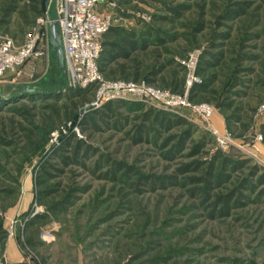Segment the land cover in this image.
<instances>
[{
    "label": "rangeland",
    "instance_id": "374dc122",
    "mask_svg": "<svg viewBox=\"0 0 264 264\" xmlns=\"http://www.w3.org/2000/svg\"><path fill=\"white\" fill-rule=\"evenodd\" d=\"M40 1L34 10L31 0H0V38L22 43L45 6L54 18L52 1ZM116 2L112 29L101 38L103 79L143 84L167 99L159 107L116 99L109 110L108 102L94 106L96 86L70 97L52 50L1 82L0 243L13 221L27 264H264V195L229 216H212L203 185L191 184L200 173H179L216 150L264 167V0ZM171 73L184 76L179 92L164 85ZM195 82L213 93L191 100ZM27 89L37 93L18 94ZM179 96L188 104L166 105ZM202 104L212 109L207 119ZM150 107L195 125L194 140L203 131L213 142L189 157L188 140L169 159L162 154L176 142L162 150L159 144L179 128L136 143ZM237 117L248 127L240 137L226 127L228 120L236 127ZM212 130L229 135L225 149Z\"/></svg>",
    "mask_w": 264,
    "mask_h": 264
},
{
    "label": "built area",
    "instance_id": "2783aa9c",
    "mask_svg": "<svg viewBox=\"0 0 264 264\" xmlns=\"http://www.w3.org/2000/svg\"><path fill=\"white\" fill-rule=\"evenodd\" d=\"M53 3L54 18H49V7L45 15L36 19L35 25L24 41L17 44L10 37L0 38V83L18 75L22 67L31 58L46 57L50 50L49 28L53 20L57 29L63 52V65L68 86L86 89L97 87L94 106L99 107L108 101L122 98H134L148 101L153 107H159L168 93L143 84L122 81H105L98 66L101 53V38L108 31L113 19L112 11L116 0H50ZM182 104L187 101L182 97L167 100L166 105ZM199 110L204 118L212 113L210 106L202 104ZM218 146L225 149L230 143L229 135H220L212 130ZM260 138V137H259ZM13 221L7 230L8 238L13 236ZM0 264H24L23 261L11 263L3 254Z\"/></svg>",
    "mask_w": 264,
    "mask_h": 264
},
{
    "label": "trees",
    "instance_id": "16d2710c",
    "mask_svg": "<svg viewBox=\"0 0 264 264\" xmlns=\"http://www.w3.org/2000/svg\"><path fill=\"white\" fill-rule=\"evenodd\" d=\"M32 8L37 10L41 3L40 0H31ZM43 2H47L44 0ZM46 10V6L44 11ZM199 26L198 28H201ZM112 29L109 27L108 31ZM107 31V32H108ZM148 35V34H147ZM165 40H158L156 43L161 44ZM139 40H131L128 42L129 50L132 51L138 47ZM56 53V51H54ZM219 52L217 56H214L215 61L208 63L207 65L216 66L218 61L221 60ZM121 57L127 58L128 54L119 52ZM57 58V53H56ZM117 57H115L116 59ZM58 60V58H57ZM59 64V62H58ZM59 68H62L59 65ZM123 68V66H121ZM101 71V70H100ZM66 74V73H65ZM176 73H171V80L165 82L164 85L171 88L172 91L179 92L184 84V76H176ZM191 100L194 95L198 93H213L208 86L202 82H195L191 86ZM68 96H78L85 89L72 88L68 86ZM28 93L34 94L33 90H25L18 94L26 95ZM2 94H0L1 97ZM51 110L54 108L49 105ZM107 109H111V102L105 104ZM142 124L138 127L137 136L135 138L136 143L147 141V136L151 133L154 134L156 139L160 133H169L171 130L179 128L177 134H168L162 138L159 149H165L171 145L174 141L176 142L172 149L162 155L168 159L169 155L180 152L185 143L191 140L190 154L189 157H194L203 154V150L208 143L213 142V138L209 136L207 132H201L197 140L192 137L194 134L200 132L199 129L188 122L185 118L172 114L166 111L157 110L154 108H148L141 114ZM231 122H226L227 129L235 137L242 136L248 127L241 124L240 118H235L234 123L236 127L231 128ZM159 131V132H158ZM192 138V139H191ZM154 144L157 143L154 141ZM174 150V151H173ZM188 172H199L200 176L191 179V184H201V190L203 191V201L207 202V208L210 210V214L216 217H226L230 215V211L235 208L243 207L249 203H257L261 200L264 195V167L257 163H253L248 158L231 159L227 157L221 150H216L209 159L206 160H193L190 164L184 165L179 169L180 174ZM3 243H0V251L3 249Z\"/></svg>",
    "mask_w": 264,
    "mask_h": 264
},
{
    "label": "crops",
    "instance_id": "0c3cea01",
    "mask_svg": "<svg viewBox=\"0 0 264 264\" xmlns=\"http://www.w3.org/2000/svg\"><path fill=\"white\" fill-rule=\"evenodd\" d=\"M2 252L6 257V260L11 263L21 262L24 258L15 237L7 238L5 240ZM24 264H27V262Z\"/></svg>",
    "mask_w": 264,
    "mask_h": 264
},
{
    "label": "water",
    "instance_id": "95a60500",
    "mask_svg": "<svg viewBox=\"0 0 264 264\" xmlns=\"http://www.w3.org/2000/svg\"><path fill=\"white\" fill-rule=\"evenodd\" d=\"M49 42H50V50L56 51L59 65L62 68V70L65 71L63 65V52L60 42V36L57 29V22L55 20L52 21L49 28Z\"/></svg>",
    "mask_w": 264,
    "mask_h": 264
}]
</instances>
